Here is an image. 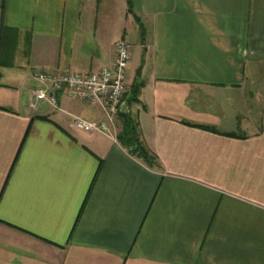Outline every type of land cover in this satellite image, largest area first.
<instances>
[{
  "label": "crops",
  "instance_id": "1",
  "mask_svg": "<svg viewBox=\"0 0 264 264\" xmlns=\"http://www.w3.org/2000/svg\"><path fill=\"white\" fill-rule=\"evenodd\" d=\"M130 1L0 0V264H264V0ZM119 5L139 146L124 113L33 96L112 66Z\"/></svg>",
  "mask_w": 264,
  "mask_h": 264
},
{
  "label": "built area",
  "instance_id": "2",
  "mask_svg": "<svg viewBox=\"0 0 264 264\" xmlns=\"http://www.w3.org/2000/svg\"><path fill=\"white\" fill-rule=\"evenodd\" d=\"M130 44L118 40L114 45V62L94 73H74L58 71L54 73L35 71L34 75L41 83L33 92L36 103L47 102L53 109H59L58 96L64 94L84 105H99L109 122L114 123L115 105H123L127 110L126 94L129 82ZM73 125L88 133H106L108 124L75 118Z\"/></svg>",
  "mask_w": 264,
  "mask_h": 264
},
{
  "label": "rangeland",
  "instance_id": "3",
  "mask_svg": "<svg viewBox=\"0 0 264 264\" xmlns=\"http://www.w3.org/2000/svg\"><path fill=\"white\" fill-rule=\"evenodd\" d=\"M128 3V0H127ZM128 9L131 11L132 10V6H131V1L130 4L128 3ZM119 8H117V17H118V22L120 24V29L123 32L124 29L121 28L122 25H125L126 30H125V34H121V40L126 41L127 43L130 44L131 47V51L135 52V54H137V56L139 57L141 55V50L140 47L143 46L142 44L144 43V36L143 34H145V31L143 29L141 20L139 18H137L136 16H132L130 14L129 16V23H126V11L124 10V8H122L121 5L118 6ZM8 43L4 42V53H6L9 48H8ZM137 72V71H136ZM94 73V72H92ZM83 74V73H82ZM133 83H135L133 89L131 90V93L128 94V98L130 101L133 100V103L135 102V100L138 98L137 96L139 95V91L140 88L143 87V84L140 82L141 78L139 73L135 74V77L132 78ZM137 101V100H136ZM99 106V105H98ZM132 118V117H131ZM133 123L131 124V131L134 129L135 127V120H131Z\"/></svg>",
  "mask_w": 264,
  "mask_h": 264
},
{
  "label": "trees",
  "instance_id": "4",
  "mask_svg": "<svg viewBox=\"0 0 264 264\" xmlns=\"http://www.w3.org/2000/svg\"><path fill=\"white\" fill-rule=\"evenodd\" d=\"M128 3L130 4V0H128ZM6 32L8 33V30H6ZM6 33V35H7ZM5 36V34H4ZM126 112V110H123V105H118V114L119 113H124ZM121 117H123L124 119V125H123V131L120 134L119 138L122 141L123 144H128L131 146H139V131H138V127L137 124H135L134 129L131 131V124L133 123L131 120V116H129L128 114L124 113L121 115ZM140 148V147H139ZM143 152V148H140ZM144 154L146 155V153L144 152ZM147 157V156H145Z\"/></svg>",
  "mask_w": 264,
  "mask_h": 264
},
{
  "label": "bare ground",
  "instance_id": "5",
  "mask_svg": "<svg viewBox=\"0 0 264 264\" xmlns=\"http://www.w3.org/2000/svg\"><path fill=\"white\" fill-rule=\"evenodd\" d=\"M115 113L118 115V105H115Z\"/></svg>",
  "mask_w": 264,
  "mask_h": 264
}]
</instances>
